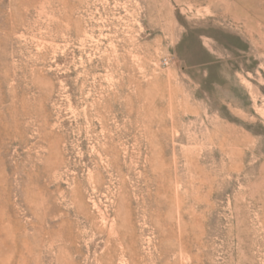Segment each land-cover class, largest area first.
<instances>
[{
	"label": "rangeland",
	"instance_id": "rangeland-1",
	"mask_svg": "<svg viewBox=\"0 0 264 264\" xmlns=\"http://www.w3.org/2000/svg\"><path fill=\"white\" fill-rule=\"evenodd\" d=\"M0 264H264V0H0Z\"/></svg>",
	"mask_w": 264,
	"mask_h": 264
}]
</instances>
